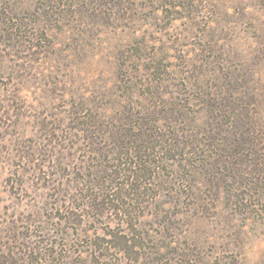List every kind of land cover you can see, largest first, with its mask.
Segmentation results:
<instances>
[{"label":"rangeland","instance_id":"1","mask_svg":"<svg viewBox=\"0 0 264 264\" xmlns=\"http://www.w3.org/2000/svg\"><path fill=\"white\" fill-rule=\"evenodd\" d=\"M0 264H264V0H0Z\"/></svg>","mask_w":264,"mask_h":264}]
</instances>
